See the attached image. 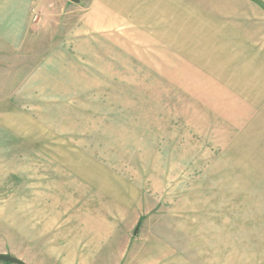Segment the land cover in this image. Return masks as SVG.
I'll use <instances>...</instances> for the list:
<instances>
[{
  "label": "rangeland",
  "instance_id": "1",
  "mask_svg": "<svg viewBox=\"0 0 264 264\" xmlns=\"http://www.w3.org/2000/svg\"><path fill=\"white\" fill-rule=\"evenodd\" d=\"M29 2L18 58L0 51L6 255L264 264V136L238 137L199 71L215 72L213 41L200 45L212 55L168 59L162 72L153 43L135 56L116 34L88 33L86 0Z\"/></svg>",
  "mask_w": 264,
  "mask_h": 264
},
{
  "label": "crops",
  "instance_id": "2",
  "mask_svg": "<svg viewBox=\"0 0 264 264\" xmlns=\"http://www.w3.org/2000/svg\"><path fill=\"white\" fill-rule=\"evenodd\" d=\"M86 1L88 33L116 34L118 41L132 42L135 56L142 53L143 40L153 43L156 51L167 56L158 68L162 72H172L168 59L175 61L176 57H192L184 61L188 66L195 65L191 60L199 62L198 57L209 54L203 52L202 41H213L215 72L203 65L199 71L211 75L215 96L230 106V119L223 116V120H231L232 128L240 130L238 137L264 136L262 5L253 0ZM29 4V0H0V51L5 46L6 56H19L18 46L23 38V27L19 26L27 22L21 14L30 8ZM3 32L8 36L4 37ZM222 115L226 111L222 110ZM0 254H7L1 246Z\"/></svg>",
  "mask_w": 264,
  "mask_h": 264
},
{
  "label": "water",
  "instance_id": "3",
  "mask_svg": "<svg viewBox=\"0 0 264 264\" xmlns=\"http://www.w3.org/2000/svg\"><path fill=\"white\" fill-rule=\"evenodd\" d=\"M70 1L79 2L80 0H70ZM0 261L8 264H26L24 261L6 254H0Z\"/></svg>",
  "mask_w": 264,
  "mask_h": 264
},
{
  "label": "trees",
  "instance_id": "4",
  "mask_svg": "<svg viewBox=\"0 0 264 264\" xmlns=\"http://www.w3.org/2000/svg\"><path fill=\"white\" fill-rule=\"evenodd\" d=\"M6 264H8V263H6Z\"/></svg>",
  "mask_w": 264,
  "mask_h": 264
}]
</instances>
